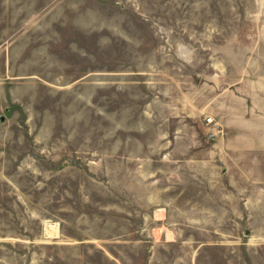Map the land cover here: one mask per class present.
<instances>
[{
  "label": "rangeland",
  "instance_id": "1",
  "mask_svg": "<svg viewBox=\"0 0 264 264\" xmlns=\"http://www.w3.org/2000/svg\"><path fill=\"white\" fill-rule=\"evenodd\" d=\"M0 264H264V0H0Z\"/></svg>",
  "mask_w": 264,
  "mask_h": 264
},
{
  "label": "built area",
  "instance_id": "2",
  "mask_svg": "<svg viewBox=\"0 0 264 264\" xmlns=\"http://www.w3.org/2000/svg\"><path fill=\"white\" fill-rule=\"evenodd\" d=\"M207 120H209V121H210V120H211V118H207Z\"/></svg>",
  "mask_w": 264,
  "mask_h": 264
}]
</instances>
